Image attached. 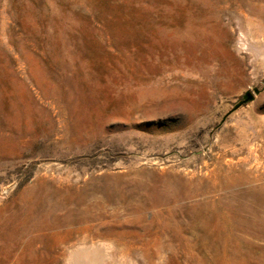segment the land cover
Instances as JSON below:
<instances>
[{"label":"rangeland","instance_id":"obj_1","mask_svg":"<svg viewBox=\"0 0 264 264\" xmlns=\"http://www.w3.org/2000/svg\"><path fill=\"white\" fill-rule=\"evenodd\" d=\"M0 264H264V0H0Z\"/></svg>","mask_w":264,"mask_h":264},{"label":"water","instance_id":"obj_2","mask_svg":"<svg viewBox=\"0 0 264 264\" xmlns=\"http://www.w3.org/2000/svg\"><path fill=\"white\" fill-rule=\"evenodd\" d=\"M254 93H257V90H256V89L254 90ZM252 99H253V96H252L250 93H246V94L244 95V99H243L242 103L251 102ZM237 107H239V105H238ZM237 107H236V108H237ZM236 108H235V109H236Z\"/></svg>","mask_w":264,"mask_h":264}]
</instances>
